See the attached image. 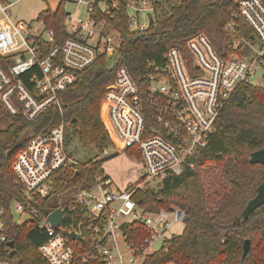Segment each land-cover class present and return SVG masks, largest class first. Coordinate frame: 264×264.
I'll use <instances>...</instances> for the list:
<instances>
[{
  "label": "built area",
  "instance_id": "1",
  "mask_svg": "<svg viewBox=\"0 0 264 264\" xmlns=\"http://www.w3.org/2000/svg\"><path fill=\"white\" fill-rule=\"evenodd\" d=\"M162 1L63 0L71 9L63 8L64 37L57 43L43 19L17 20L13 3L0 0L2 107L28 121L51 106L61 111L60 94L75 82V72L99 56L117 55L123 41L118 24L124 20L132 31H146ZM236 3L258 44L248 42L249 54L224 58L207 35L198 33L187 39V53L171 47L161 62L146 61L147 73L139 77L140 84L125 66H119L106 85L100 120L111 143L97 159L132 150L131 157L140 161L135 181L119 188L104 174L91 188H76L68 201L70 223L64 225L61 204L63 218L56 228L47 220L52 210L41 212L36 197L54 190L52 177L57 171L78 166L65 150L68 123L62 121L33 136L15 155L12 170L26 202H15L13 210L39 220L47 239L38 250L48 264H137L154 251L155 242L162 245L173 235L168 234L171 224L184 222L182 209L150 211L137 205L133 195L169 175L194 169L193 158L208 146L224 105L264 64V0ZM224 28L234 32L233 22ZM3 213L0 205V245L6 241ZM135 221L147 230L140 243L129 242L124 233V225ZM16 222L21 223L20 218ZM73 231L76 249L66 235L71 237ZM0 264L10 263L0 260Z\"/></svg>",
  "mask_w": 264,
  "mask_h": 264
},
{
  "label": "trees",
  "instance_id": "2",
  "mask_svg": "<svg viewBox=\"0 0 264 264\" xmlns=\"http://www.w3.org/2000/svg\"><path fill=\"white\" fill-rule=\"evenodd\" d=\"M158 6L155 22L142 33L132 31L124 20L118 24L123 41L117 55L99 56L90 66L76 71L75 82L60 94L61 111L51 106L28 121L21 115H9L0 103V122L5 124L0 128V205L4 208L1 217L6 236L0 245V260L48 264L38 250L47 239L39 220L30 218L18 224L14 218V203L26 201L12 163L29 139L67 122L66 138L75 134L82 145L93 146L97 154L74 169L57 171L52 177L53 188L89 189L97 176L104 175L102 165L108 159H97L111 143L100 120V107L106 85L114 79L119 66H125L140 84L139 77L147 73L146 61L161 62L171 47L187 53L185 43L195 34L207 35L224 58L251 52L247 46L234 48L236 37L256 43L251 27L238 12L236 0H163ZM63 8L62 0L54 10L41 11L37 17L55 32L57 43L64 37ZM228 22H233L232 33L224 28ZM263 147L264 86L243 82L220 112L208 146L193 158L194 169H184L135 191L136 204L150 211L176 207L186 213L182 232L146 254L141 264H264V204L247 219L241 215L264 178V166L249 162L250 154ZM126 153L131 156L132 150ZM49 196L36 197L37 207L44 214L58 207L49 203ZM62 206L66 225L70 223L69 202ZM124 233L134 243L147 237V230L138 221L125 224ZM66 235L76 249L75 242ZM245 239L250 240V247L242 256ZM9 242H13L11 256Z\"/></svg>",
  "mask_w": 264,
  "mask_h": 264
},
{
  "label": "rangeland",
  "instance_id": "3",
  "mask_svg": "<svg viewBox=\"0 0 264 264\" xmlns=\"http://www.w3.org/2000/svg\"><path fill=\"white\" fill-rule=\"evenodd\" d=\"M13 3L12 10L14 17L17 20L23 22L34 21L41 11L46 9L54 10L60 1L62 0H6ZM64 8L71 9L69 4H64ZM236 46H247L248 42L242 40L240 37H236L234 40ZM258 46L257 43L254 44ZM237 56V55H235ZM239 57V56H238ZM253 85L264 86V64L257 69L254 77L250 80ZM5 124L0 122V128H4ZM70 130V128H69ZM65 150L69 157L76 162L83 163L96 156V149L91 146L82 145L77 139L75 134H70L65 142ZM140 167V161L129 156L125 151L115 154L109 157L103 164V169L113 180L116 186L122 188L125 182H133L137 179V169ZM49 189H52L50 183ZM48 198L49 203L52 206L64 204L74 196L76 188L69 186L65 189L54 191L51 190ZM15 220L20 218L21 223L29 218V216L14 212ZM20 223V222H19ZM184 222L173 223L168 229V234L178 235L182 232ZM161 246V241L155 242L152 246V250H157ZM143 260H139L137 264H141ZM173 264V263H170Z\"/></svg>",
  "mask_w": 264,
  "mask_h": 264
},
{
  "label": "water",
  "instance_id": "4",
  "mask_svg": "<svg viewBox=\"0 0 264 264\" xmlns=\"http://www.w3.org/2000/svg\"><path fill=\"white\" fill-rule=\"evenodd\" d=\"M249 162L260 163L264 166V147L256 151H253L250 154ZM263 204H264V178L261 181V183L257 186L255 195L247 201L246 205L242 209L241 215L243 219H247L251 212H253L256 208H258ZM62 218H63V212L60 207L55 208L47 215V220L56 228L61 223ZM71 238L72 239L77 238L76 233L74 231L71 232ZM8 246L12 249V251L9 254L11 256L14 253L13 242H9ZM249 247H250V240L245 239L243 243L242 256H245L247 254Z\"/></svg>",
  "mask_w": 264,
  "mask_h": 264
},
{
  "label": "crops",
  "instance_id": "5",
  "mask_svg": "<svg viewBox=\"0 0 264 264\" xmlns=\"http://www.w3.org/2000/svg\"><path fill=\"white\" fill-rule=\"evenodd\" d=\"M102 167H103V165H102ZM103 170H104V169H103ZM104 174L107 175V176H109V175L106 174L105 172H104ZM109 177H110V176H109ZM110 178H111V177H110ZM111 179H112V178H111ZM112 180H113V179H112ZM113 182H114V180H113ZM131 182H132V181H131ZM131 182H125L124 185L122 186V188L126 187L127 184H129V183H131ZM114 184H115V183H114ZM58 206H59V205H58ZM28 219H29V218H28ZM28 219H27V220H28ZM25 221H26V220H25Z\"/></svg>",
  "mask_w": 264,
  "mask_h": 264
}]
</instances>
